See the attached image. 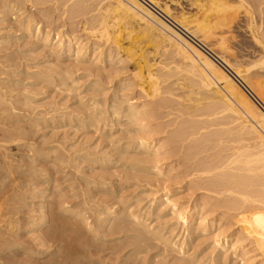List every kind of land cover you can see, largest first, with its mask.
<instances>
[{"label":"rangeland","instance_id":"rangeland-1","mask_svg":"<svg viewBox=\"0 0 264 264\" xmlns=\"http://www.w3.org/2000/svg\"><path fill=\"white\" fill-rule=\"evenodd\" d=\"M2 1H0V98L1 101L3 100L0 104V211L3 219L0 221V264H188L189 259L187 257L178 258L174 252H169L170 250L166 251L163 258L154 257L153 254L162 251V246L157 242H155V245L153 241L149 242L150 248L147 250H145L146 245L144 247L143 245H136L133 237L138 232L134 230L126 231V233H116L115 235L109 233L108 227L102 226L104 215L101 216V213L104 208H115V212L112 214L114 220L117 219L115 217H121L122 213L126 214V212H132L133 210L135 212L136 210L142 221L144 219L143 223L146 221L147 223H145L149 227L152 226V228L148 227L149 230L160 231L164 237L172 239L173 242L177 241L176 243H178L183 239H191L185 251H188L186 255L191 254L189 256L192 258H201L198 260H206V262L207 260L216 259L217 264H244L246 258L242 259L232 255L230 249L224 253L226 260L223 259L224 257L222 258L223 254L216 255L218 249L214 248L212 237L216 232L227 234L240 227L244 229L246 234H253L252 229L236 222L237 217L235 215L237 211H229L230 214L223 211L224 209L214 211L215 213L208 212V209L221 198V195L217 197L218 195L214 192H208L204 189L202 191V188H199L203 185L202 183L209 180L208 177L205 176L199 179L192 176V174L195 175V172L189 174L191 177L183 176L187 167L202 166L203 163L209 162L215 157L232 153L230 148L232 144L226 142V135L221 136L220 142H216V146L211 144L204 147V151L197 150L198 152H193L196 137L200 134L215 131H231L235 125L228 122L232 119L230 117L231 120L225 118L224 114L219 113L217 110L214 111L215 114L207 112L204 109L203 94L196 93L197 88L190 85L191 79L185 77L184 69V71L182 69L178 70L175 74L182 71L180 74L183 75L175 76L174 79L180 80H175V82H181L185 88L178 87V89H174L173 96H170L171 100L167 105L169 109L166 107L160 110L156 122H150L152 127L156 125L160 129H164H162L163 133L154 136L160 138L159 144L164 147L160 145L159 149L161 150L157 151L158 157L163 154L161 155L162 158H158L159 161H162L159 162L161 166L153 171L150 165V170L142 172L143 167L141 165L138 167L137 160L138 157L141 158L144 154L141 153L140 155L141 150L134 149L132 143L134 136L123 130L125 126L117 123L109 126L103 118L107 116L105 114L96 118L93 117L95 111L91 107V104L96 100L98 102L96 108L102 109V111H110L112 104L115 107L123 108L125 95L135 96L139 103L145 101L142 97L138 98L137 89L118 88L115 85L117 79L131 74L133 68L131 64L133 62L129 63L127 61L129 64L127 62V64H120L116 62L117 57L114 59L111 57L110 62L103 63L102 66L98 65L100 62H97V65L92 64L93 56L91 55H93V49H96V45H93V47L89 45L87 51L89 53L83 60H74L73 56L75 55L74 50H72L71 55L63 52L59 60L56 61L55 57L49 55L48 49L41 47V42L37 38L30 37L29 34L25 35L22 30H19V21L23 19L21 18L22 15L19 17V13H14V11H11V13L8 11L6 14L3 10L6 9V3H2ZM52 1L50 0V3L47 1L48 3L46 2L45 5L42 4L37 7H46L45 10L48 11V14L45 12L46 15L53 14L52 17L56 20L58 13L54 9V0ZM139 1L145 7L151 9L159 18L168 24L171 23V26L178 28V30L181 28L174 22L176 14L180 16L185 12L193 16L197 12L195 7L191 6L190 0H158L160 7L150 4L148 2L150 0ZM230 2L232 3L231 0ZM249 4V6H253L250 2ZM163 5H167L170 11L172 10L170 17H167L161 11ZM58 7L61 11V7ZM250 8L252 9V7ZM252 11L257 14L256 7ZM30 14L38 19L41 17L40 15L38 17L35 11ZM239 16L241 19L239 17L238 22L235 19L233 23H226L212 31V34L217 33L214 35L215 40H201L206 47L196 40L201 39V37L199 38L200 35L197 34V37L193 38L189 36V38L200 48H203L202 50L205 53L207 51V56L215 63L220 62L222 71L233 78L237 87L248 89L262 107L244 88L241 92H244L243 94L264 111V98H262L264 97L262 96L264 95L262 94L264 93V59L255 62L259 58L262 46L253 42L254 40L247 31V21L242 18V14H239ZM65 17L67 18V15ZM81 17L74 19L68 16L71 19L67 18L65 20V18L63 21L60 18V20H56L57 22L53 21L49 26L45 24L50 21V18L48 20L47 17H45L46 19L41 18L42 23H40V26L42 29L57 28V30L51 31L52 41L47 48H55L57 45H54L55 32H59L64 27L63 23L66 24V28H64L67 30H62L60 33L68 32L67 34H71L70 36L81 37L80 39H83L84 42L85 38L90 39V42L94 41V37H89L86 32L82 31V34L78 35L77 31L79 30L73 27L77 25V22H79L78 25L82 24ZM71 22L76 23L73 25ZM68 23H70L69 26ZM191 25L193 24H189V26ZM90 26L91 24L88 23L87 27ZM262 28H264V23H262L260 30ZM261 32H264V29ZM219 36H222V38ZM159 49L161 48L158 47L157 51L152 54L153 57L156 59L158 56L160 58H157L158 60L161 61L162 59V61L170 62L171 59L166 58L169 55L164 51V53H160L163 49L160 51ZM96 52L97 50H95ZM258 52L260 53L258 54ZM162 53L164 55H161ZM222 54L231 63H240L242 66L240 69H245V76L238 77L234 73V68H228L219 61L217 56L221 58L220 55L222 56ZM171 63L173 64V62ZM172 64H169L170 68L174 66ZM54 65H59L56 70ZM1 72L5 73L2 75ZM186 74L188 75L187 72ZM247 75L253 76L254 80L250 79L249 76L247 77ZM245 77L249 79L250 84L249 81H244ZM184 81L187 86L189 85L188 87ZM254 82L261 83L258 87H262L260 88V94L262 95L255 91V87L253 88L252 84ZM219 86L221 87V85ZM189 87H193L191 90L196 88L193 94H191ZM129 91L133 93H127ZM185 94H188V96ZM190 94L193 96L189 97ZM161 96L167 97L168 95L161 94ZM199 96L202 98L200 99ZM187 99H190L189 102ZM178 111L180 112L178 113ZM145 121L147 122V120ZM185 121L187 122L185 123ZM180 129L182 130L181 133H179ZM175 133H179L176 138ZM251 143L256 145L253 140ZM126 144L131 145L123 151ZM223 147L225 150H222ZM254 150L257 151L258 148ZM203 172H206V170ZM150 174L151 176H149ZM99 182L105 183L103 186L95 185ZM166 186L168 196H170L169 199L174 200L173 202L177 205L187 206V209H189L197 203V205L201 204L202 213H206V218L211 219L214 217V220L216 219L217 223L214 222L213 224L214 229L202 231L197 223L189 221L180 224L170 216V205L165 206L166 203L162 205L163 213L161 215L164 216L156 219L154 215L157 211L155 209L160 204L157 201ZM152 199L156 200H153L154 203L151 204ZM205 201H208V205ZM128 205L132 211L129 210ZM74 211L78 213L73 214ZM222 211L223 214H221ZM119 214L122 215L119 216ZM216 216H219L218 218L221 221L218 222ZM83 217L87 218L88 221L83 222ZM234 221L235 224L231 226ZM169 226L173 227V234L169 232V229H171ZM249 239L259 241L261 238L250 235L246 241L248 242ZM118 248H124V250L117 251ZM134 250H138V252H132ZM142 250L144 252L139 253ZM164 260L166 261L163 262Z\"/></svg>","mask_w":264,"mask_h":264},{"label":"bare ground","instance_id":"bare-ground-1","mask_svg":"<svg viewBox=\"0 0 264 264\" xmlns=\"http://www.w3.org/2000/svg\"><path fill=\"white\" fill-rule=\"evenodd\" d=\"M47 1L49 2L50 0H3L2 3L3 2L6 3V5L4 4L6 9H3L5 10V13L6 12L8 13V11H10V13L11 11H14V13L15 12L19 13L18 14L19 17L22 15L21 18L23 19L19 21V24H20L19 30H22L25 35L29 34L30 37L34 36L35 38H37L41 42V47L46 48V50L48 49L47 52H49V55L51 57L52 56L55 57L54 59H56V61L59 60L63 52L68 55L70 54V52H72V50H74L73 51L75 55L73 56L74 60H83L85 56L89 53V52L87 53L89 45H92L90 47H93V45L94 46L96 45L95 46L96 49H93L94 53L93 55H91L93 56L92 64L97 65V62H100L98 63V65L102 66L103 63L105 64L106 62L109 63L111 60V57H113L112 59L117 57L116 62L117 63L119 62L120 64L126 63L127 61H129V63L131 61L133 62V64H131L133 67L131 70L132 72H130L131 74L117 79L115 85L118 88L126 87L127 89H130V88L137 89L138 98L142 97L143 99H145V101L139 103L137 102L138 99H136L135 96L125 95L124 96L125 100L123 99L124 102L122 100V102L125 103L123 108L115 107V105L112 104V107L110 106L111 107L110 111H102V109L96 108V106L98 105V102L96 100L95 102H93V104H91V107L95 111V114L92 115L93 117L96 118V117H99L105 114L107 116L106 117L102 116V117L104 118L105 121L108 122L109 126H112L116 123L120 124L121 126H125L123 130H125L126 133H129V135L132 134L134 136L133 141H132L134 145V149H137V150L140 149L141 150L140 155L141 153L142 155L144 154L143 156H141V158L138 157V160H137L138 167L139 165L143 167V170L141 169L142 172L143 171L147 172V170H150V167H149L150 165L153 171L155 169H158V167L161 166L159 165V162L161 160L159 161L158 158H162L161 155L163 154H161L160 157H158L159 154L157 153L158 150H161L159 149L161 145L159 144L160 138L159 137L155 138L154 136L155 135L158 136L159 133L160 134L163 133L164 129L160 126L163 129L162 130L156 125H154L155 127H152V124H150V122L151 121L156 122L158 112L162 109H165L166 107L168 108L167 105L169 101L171 100L170 96L171 97L173 96L174 89H178V87L179 88L184 87V84H182L181 82L179 83L175 82V80H178V79H174L175 76L183 75V74H180L182 71L179 72V74H175L178 70L180 71L181 69L182 70L184 69L185 77H189V79H191L190 85L193 87L196 86L197 89L194 88V90H191V88L193 87H189L190 92H192L191 94L194 93L195 89L197 90L196 93L198 92L201 95L203 94L202 97L204 96L203 99L205 100L204 109L207 112L215 114L216 112L215 110H217L219 113H223L225 118L230 117L232 119L231 120L229 118L231 121L228 123L229 124L234 123L235 127L233 128V130L231 129V131H222V132L215 131L213 133L210 132L206 134H200L198 137L195 138L194 140L195 143L193 144L194 146L193 149L195 150V151L193 150V152H196L197 150L204 151L203 149L204 147H207L208 145H211V144L213 145L215 144L216 146V142L217 143L220 142L221 136L223 137L224 135H226V139H225L226 142H229L230 144H232L230 145L231 146L230 148L232 149V153L231 154L228 153V155L226 156L222 155V157L214 156L215 158H213L209 162L203 163L202 166L197 165V167H194V168L187 167V169L183 173V176L185 177L190 176L189 174H192L195 172V175L192 174V176H196L199 179L204 178L205 176L208 177L209 180L202 183L203 185L201 184L202 186H200L199 188H202V191L204 189L205 191H208V192H212V193L214 192V194L218 195L217 197L221 195L220 200H218L216 204L212 205L211 207L209 206L210 207L209 209L207 208L208 212L212 213L214 211H219L220 209H224L223 211L227 213H229V211H237L236 212L237 214L235 215V217H237L236 222L237 223L240 222L242 225H246V227L252 229L251 232L253 234L251 233L246 234L242 227L233 229L227 234L216 232L212 237L214 248L218 249V252L216 253V255L221 253L223 254L222 256L223 258L224 253H226L227 250L230 249L229 251H232L231 253L232 255L240 257L242 259L246 258L244 261L245 262L244 264H264V111L259 109V107H257L255 103H253L249 99L248 96L243 94L244 92H241L243 88L240 89L239 87H237L233 78H231L229 74H227L225 71H222L223 69L221 68V64H219L220 62L215 63L211 58L207 56L208 52L205 50L207 53L206 54L202 50L203 48H200L199 45H197L191 39L193 37H197V34L198 36L200 35L199 36V38L201 37L200 40L196 38L195 39L198 41V43L202 45L203 43L201 42V40L202 41L211 40V39L215 40L214 35H216L217 33L212 34V31H215L216 29H218V27H221L226 23H233L235 19L237 21L238 18L241 16V15L239 16V14H242L243 16L242 18L247 21V24H246L247 31L248 33H250V36L254 40L253 42H256V44H260V46H262L261 47L262 49H260L261 53L258 52V54L260 53L259 58L258 59L256 58L257 60H255V62L256 61L260 62L262 59H264V42H262V40L264 39L261 40V38H264L262 37L264 36V32H261V30L264 28L260 30L262 23H264V0H231L232 3L230 2V0H190L191 6L193 5L195 9L197 10L196 14H194L193 16L188 15L185 12L182 13L180 16L176 14L174 16V20L176 19L177 22L176 20L175 21L173 20L184 32H182L181 29L178 30V28L176 29L175 27L171 26V23L168 24L167 22L159 18L156 14H154L151 11V9L145 7L143 3H141L139 0H54V4H55L54 9L58 13L57 16L56 15L54 16H56L58 20H60L61 18V21H63V19L66 18L65 17L66 15H67V18L69 16V17H73L74 19L76 18L78 19V17L82 16L81 17L82 24L78 25L79 22H77V25L75 26L74 24L76 22L75 23L71 22L74 25L73 27H75L76 30L77 29L79 30L77 31L78 32L77 34L80 35L82 34V31H83V32H86L89 35V37L90 36L94 37V41H91L92 42L91 43L90 39H87V38H85V42H84L83 39H80L81 37H77L75 35L70 36L71 34L70 35L67 34L68 32L60 33V31L62 30H67L65 29L66 24L63 23L65 28L62 27L59 30V32L58 31L55 32L56 40L54 41V45L57 44L55 48H47V47L52 41L51 31H55L57 30V28L45 30V29H42L40 26L41 25L40 23H42L41 18L44 19L45 17H47V20L50 18V21L46 22L45 24L46 26H49L53 21L55 22L57 20V19L56 20L53 19L54 18L52 17L53 14L46 15V13L48 12V11L46 12L45 10L46 7L45 8H41L42 6L40 8L37 7L42 4L45 5ZM148 2L155 7H160L158 0H150ZM249 2L251 3V5L253 4L254 7L249 6L250 5ZM58 6L61 7L60 8L61 11H59ZM250 7H252V9L256 7L258 15L255 14L254 12L255 10L252 11ZM32 11H35L37 16L40 15L41 17L39 19L37 17H33L34 15L30 14ZM161 11L167 17H170L169 15L172 14V13L170 14L172 10L170 11L167 5H163ZM53 13L55 12L53 11ZM186 16L188 17L186 18ZM67 18L65 20H67ZM256 22H258V24H256ZM88 23L91 24L90 27H87ZM69 24L70 23H68V26ZM189 24H193V25L189 26ZM189 36L191 38H189ZM222 36H219V37L222 38ZM158 47L163 49V50L159 49V51L161 50L160 53L164 51L165 53L169 55V56H166V58L167 57L168 59L170 58L171 59L169 60L170 62H166L165 60L162 61V59L161 61L158 60L160 58H158L157 55L160 56V54L156 55L158 58L156 59L158 61L155 59V57H153L152 54L157 51L156 49ZM95 50H97L96 53H95ZM163 53L161 55H164ZM220 57L221 58L217 56L219 61H221L226 67L235 69V72L233 71L235 75H237L238 77L245 76L244 75L245 69L244 70L240 69L242 68L240 63H236V62L231 63L230 60L224 57L223 54L222 56L220 55ZM168 59L166 60L168 61ZM171 62H173V64ZM169 64H172L174 66L170 68L171 66L169 67ZM54 66L56 70V68L59 65H54ZM186 72L188 73V75L186 74ZM4 73H2V75ZM56 75L58 76L57 73ZM248 76L249 75H247V77ZM183 77L181 78L183 79ZM247 77H245L244 81L247 80L248 82L249 79ZM252 77L249 76L250 79ZM252 80L254 79L252 78ZM249 84H250V81H249ZM260 84H258V82L256 83L254 82V84H252L253 88L255 87V91L259 94H260V88H262V87H258V85L260 86ZM185 85H186V82H185ZM219 85H221V87ZM179 90H182V89H179ZM186 90L189 91L187 88ZM127 93L130 94L131 92L129 91ZM161 94H164V95L167 94L168 96L164 97V96H161ZM191 94L189 95V97L191 96ZM185 95L188 96V94H185ZM202 97H200V99ZM2 101L0 98V104L2 103ZM179 112L180 111H178V113ZM145 120H147V122ZM186 122L187 121H185V123ZM181 131L182 130L180 129L179 133H181ZM179 133L177 134L175 133V138L179 135ZM252 140L254 143H256V145H252L251 143ZM248 141L250 142V144ZM130 145L131 144H126V146L123 145L124 146L123 151L125 148H127V146L130 147ZM256 146H259L260 149L259 147H257L258 150L253 151V149H257ZM225 148L222 150H225ZM226 149L227 151H229L228 148ZM189 150L190 149L188 148V151ZM125 152L127 153V151ZM205 170L206 172H203ZM196 172H198V174H196ZM149 176H151V174ZM104 183L105 182H99V183H95V185L97 184V186H100V185L103 186ZM163 191H164L163 194L159 197V200L157 201L160 204L155 209L157 211L156 214L154 215L156 219H160L164 216V215H161V213H163L162 205L166 203L165 206H167V204L170 205V209H169L170 216L175 218L180 224L181 223L184 224L187 221L197 223L198 224L197 226L201 227L202 231H206L208 229L210 230L214 227L213 224L214 222H216V219L214 220V217L211 219H207L206 218L207 216L205 215L206 213H202L203 211L201 208V204L197 205L198 204L197 203L193 205L192 207H190L189 209H187V206L182 207L180 205L181 206L180 207L179 205H177V203L173 202L174 200L172 201L171 199H169L170 196H168L167 186L165 189H163ZM156 199H152L151 204L154 203L153 200H156ZM202 200H206V199H202ZM128 208H129V205H128ZM114 209L104 208L101 213V216L102 214L104 215L102 219L104 223H102V226L104 227L107 226L109 229V233L111 232L115 235L116 233L117 234H119L120 232L126 233V231L130 232L131 230H134L135 232H138V234L136 233L137 235L133 237L135 239L136 245H139V246L143 245V247L144 245H146L145 250L150 248L149 242L153 241L154 244L155 242H157V244H160L162 246L161 247L162 251L157 252L158 254L157 253L153 254L154 257L156 258H163L164 255L166 254V251L170 250L169 252L171 251L174 252L178 258L187 257L189 259V261L187 260L188 264L189 262L190 264H217V262H215L217 261L216 259L215 260L211 259L209 261L207 260L206 262V260L205 261L198 260L201 258H198V259L192 258L191 256H189L191 254L186 255L188 251H185V248L188 246L189 242L191 241V239H189L188 237H187L188 238L187 240L183 239L181 242L176 243L177 241L173 242L172 239H169L168 237H164L163 233L162 232L160 233V231L149 230V228H152V226L149 227L148 224H146L147 223L146 221H145L146 223L145 222L143 223L144 219L142 221V219L140 218V214H137L138 212H136V210H135L136 213L134 212V210L132 211L131 207L129 208V210H131L132 212L128 210L130 213L129 212H126V214L122 213L123 214V215L121 214L122 216L119 214V216L121 217H115L117 219L114 220L112 218V214H114L115 212ZM165 210H166V207H165ZM223 211L221 214L224 213ZM77 213H78L77 211L73 212V214H77ZM1 215H2V212L0 211V221L3 219ZM216 217H217L218 222L221 221V219L218 218L219 216H216ZM82 220L83 222H85L86 220L88 221V219L85 217H83ZM149 220L151 221L150 218ZM234 224H235V221L231 226H233ZM172 228L169 229L170 231L168 230L170 233L172 231L174 232ZM215 230H216V227H215ZM250 235L260 237L261 239L259 241L249 239V241L247 242L246 240L247 238H249ZM122 249L124 250V248ZM122 249L118 248L117 251H120ZM136 251L138 252V250ZM136 251L134 250L132 252L135 253ZM142 252L144 251L143 250L139 251V253H142ZM138 255L140 256V254ZM223 259H225V257ZM185 260L186 259L184 258V261ZM165 261L166 260H164L163 262Z\"/></svg>","mask_w":264,"mask_h":264},{"label":"built area","instance_id":"built-area-1","mask_svg":"<svg viewBox=\"0 0 264 264\" xmlns=\"http://www.w3.org/2000/svg\"><path fill=\"white\" fill-rule=\"evenodd\" d=\"M247 92L248 94L261 106V104L256 100V98L248 91V89H246L245 87H243ZM262 107V106H261Z\"/></svg>","mask_w":264,"mask_h":264}]
</instances>
